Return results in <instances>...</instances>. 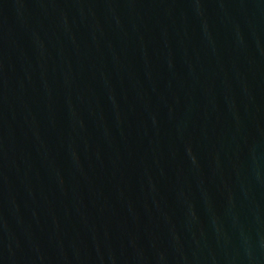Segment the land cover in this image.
<instances>
[{
  "label": "water",
  "instance_id": "95a60500",
  "mask_svg": "<svg viewBox=\"0 0 264 264\" xmlns=\"http://www.w3.org/2000/svg\"><path fill=\"white\" fill-rule=\"evenodd\" d=\"M0 264H264V0H0Z\"/></svg>",
  "mask_w": 264,
  "mask_h": 264
}]
</instances>
